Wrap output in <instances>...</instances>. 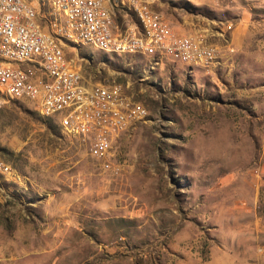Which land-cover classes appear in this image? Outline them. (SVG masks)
I'll return each instance as SVG.
<instances>
[{"label": "rangeland", "instance_id": "rangeland-1", "mask_svg": "<svg viewBox=\"0 0 264 264\" xmlns=\"http://www.w3.org/2000/svg\"><path fill=\"white\" fill-rule=\"evenodd\" d=\"M146 1L209 57L64 42L86 79L144 109L105 160L32 101L2 100L0 264H264V0Z\"/></svg>", "mask_w": 264, "mask_h": 264}, {"label": "built area", "instance_id": "built-area-1", "mask_svg": "<svg viewBox=\"0 0 264 264\" xmlns=\"http://www.w3.org/2000/svg\"><path fill=\"white\" fill-rule=\"evenodd\" d=\"M46 1L60 19L50 28L41 23L38 1L0 0V98L32 101L66 134L81 137L97 159L105 160L114 135L141 118L144 109L119 83L86 79L66 57L64 42L180 63L210 55L201 34L173 31L146 0ZM121 12L134 19L121 15L119 24ZM0 170H8L2 160Z\"/></svg>", "mask_w": 264, "mask_h": 264}, {"label": "bare ground", "instance_id": "bare-ground-1", "mask_svg": "<svg viewBox=\"0 0 264 264\" xmlns=\"http://www.w3.org/2000/svg\"><path fill=\"white\" fill-rule=\"evenodd\" d=\"M0 46H3V52H4V38H0ZM2 100H4V98H0V106L3 103Z\"/></svg>", "mask_w": 264, "mask_h": 264}]
</instances>
